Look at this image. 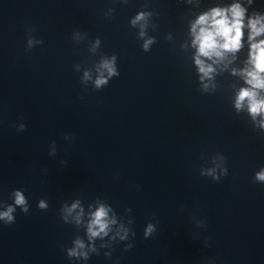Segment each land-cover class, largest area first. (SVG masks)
<instances>
[{
    "label": "clouds",
    "instance_id": "1",
    "mask_svg": "<svg viewBox=\"0 0 264 264\" xmlns=\"http://www.w3.org/2000/svg\"><path fill=\"white\" fill-rule=\"evenodd\" d=\"M245 9L240 4L236 3L231 5L230 8H213L209 12L200 15L196 21L192 24L191 33L193 36L192 44L196 48L195 63L198 66L201 75V80L205 78H212V74L215 71L212 64L205 63L203 58L211 60L213 64H218L225 59L226 53H235L241 48V38L243 35L242 29L244 27ZM146 18L145 13L138 14L135 19L132 20V24L136 25L140 21H144ZM144 25H141L143 29ZM248 28L250 29L249 42L250 53L248 63L250 68H246L242 71V75L249 88H242L236 97L235 106L237 110L244 106L247 102L248 111L253 119L258 115L262 117L260 121V127L264 128V97L259 95L260 91H264V40L255 42V38L261 34H264V17L251 18L248 21ZM144 35L143 30L140 33ZM153 41L151 39L146 40L144 43V49L147 50L149 45ZM32 41H29L31 45ZM98 43V42H97ZM115 58H113L114 60ZM102 69L107 70L109 76L118 75L114 67L113 61L104 60L100 66ZM235 74V70L233 71ZM84 78L88 79L89 74L85 72ZM107 80L101 75L96 79L95 85L97 88L106 84ZM208 86L205 85V88ZM22 130L25 125L21 124ZM213 175V179L218 180L219 177L214 174V171L209 172ZM224 175L227 174L225 169ZM255 179L260 182H264V170L256 173ZM15 205L21 206L24 212L28 211L27 202L25 196L21 191H15ZM39 208H47V204L41 200L39 202ZM79 208V202H75L69 208H65V211L70 215L74 210ZM14 207L9 206L6 211L0 212V219L5 220L7 223L14 222L12 213ZM110 209L104 205L99 206L93 213H91V219L87 225L88 239L92 240L96 237L107 236L110 231V225H114L116 220L109 219L108 213ZM83 214V208H80V212L76 215V223L79 224L81 216ZM67 219V216L64 217ZM154 231V226L149 224L145 236H148ZM123 232L124 235H120ZM117 235L123 240L127 236V230L121 226ZM85 245L82 240L77 239L75 241V248L69 250V256H83L87 258L88 253L79 251L84 249ZM131 247V246H129ZM93 251L95 249H92Z\"/></svg>",
    "mask_w": 264,
    "mask_h": 264
}]
</instances>
